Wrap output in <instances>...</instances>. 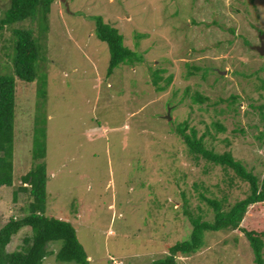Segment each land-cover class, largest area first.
<instances>
[{"label": "rangeland", "instance_id": "rangeland-1", "mask_svg": "<svg viewBox=\"0 0 264 264\" xmlns=\"http://www.w3.org/2000/svg\"><path fill=\"white\" fill-rule=\"evenodd\" d=\"M9 5L0 0V18ZM94 16L117 27L144 61L108 76L109 47ZM18 24L33 30L41 55L37 80H17L14 183L0 187V229L27 212L30 186L21 177L37 163L35 140L46 149L47 214L75 226L90 264H153L190 238L186 209L214 219L201 192L226 198V209L248 195L232 169L195 159L177 134L183 121L264 178V55L254 48L264 0H55L47 23ZM14 40L10 28L0 35V75L13 74ZM157 69L174 77L164 92L153 83ZM196 92L209 99L194 102ZM248 214L242 226L264 231V203ZM32 234L22 228L7 250H21ZM62 244L47 245L43 264H76L57 259ZM177 264L256 262L241 231L223 230L207 232L202 249Z\"/></svg>", "mask_w": 264, "mask_h": 264}, {"label": "trees", "instance_id": "trees-1", "mask_svg": "<svg viewBox=\"0 0 264 264\" xmlns=\"http://www.w3.org/2000/svg\"><path fill=\"white\" fill-rule=\"evenodd\" d=\"M55 0H10V5L0 18V35L10 28L14 36V70L13 74L0 75V187H11L14 183L15 150H16V119H17V80L32 83L38 78L37 63L40 60L41 46L30 28H20L21 23L30 18H36L41 23L48 22L52 4ZM96 23L97 37L108 44L110 60L108 76L120 65H133L144 61V56L125 45V36L120 30L104 21L102 16L92 17ZM48 27L46 28V30ZM46 32V31H45ZM137 39V38H136ZM165 69L152 72L153 83L157 91L164 92L172 83L173 75L163 76ZM193 72H190L192 75ZM38 94L45 97L46 82L41 79ZM166 80L165 85H161ZM192 99L194 102L204 103L209 98L196 92ZM238 96L231 97V105L235 106ZM263 109V108H262ZM214 125L221 130L226 128L217 122ZM188 121H183L177 134L186 143L189 152L195 159L204 158L215 165H220L225 170L232 169L235 176L249 184L248 195L237 201L229 209L225 208L226 198H209L205 193H200V198L213 209L214 219L204 220L200 214H194L188 209L185 213L193 225L190 238L179 241L169 247V254L153 264H177V258L191 256L205 245L207 232L223 230H239L247 238L254 254L256 264H264V231L258 228L243 227L244 219L248 217L252 206L264 203V178H260L253 170L232 152L218 153L209 148L205 138L209 133L198 135L195 128L189 130ZM35 140L33 158L37 163L21 177L22 181L30 186L28 190V204L26 214L21 218L11 217L0 229V264H43L47 254V245L51 242L61 241L63 244L57 253L60 262L90 264L89 256L81 244L75 226L66 220L55 218L47 214V184L49 176L46 163V149ZM43 149V150H42ZM15 191L14 200L18 198ZM185 197V193L183 194ZM186 200V197H185ZM31 228L33 234L24 239L25 245L21 250L9 252L8 245L14 235L24 228ZM254 227V226H253Z\"/></svg>", "mask_w": 264, "mask_h": 264}, {"label": "water", "instance_id": "water-1", "mask_svg": "<svg viewBox=\"0 0 264 264\" xmlns=\"http://www.w3.org/2000/svg\"><path fill=\"white\" fill-rule=\"evenodd\" d=\"M67 7H69L68 6V4H67ZM261 39H262V41H261V45H258V46H256V47H254L259 53H260V55H264V41H263V39H264V35L262 34L261 35ZM171 109H169V111H170ZM167 118L168 119H171V116H170V114L167 116Z\"/></svg>", "mask_w": 264, "mask_h": 264}, {"label": "clouds", "instance_id": "clouds-1", "mask_svg": "<svg viewBox=\"0 0 264 264\" xmlns=\"http://www.w3.org/2000/svg\"><path fill=\"white\" fill-rule=\"evenodd\" d=\"M260 41H262V39L260 38Z\"/></svg>", "mask_w": 264, "mask_h": 264}]
</instances>
